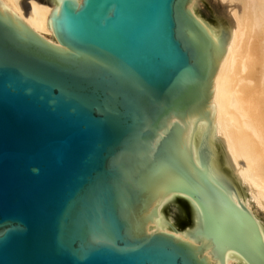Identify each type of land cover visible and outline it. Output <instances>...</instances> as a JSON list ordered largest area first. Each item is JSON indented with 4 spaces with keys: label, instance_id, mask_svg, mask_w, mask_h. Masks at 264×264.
I'll return each instance as SVG.
<instances>
[{
    "label": "water",
    "instance_id": "water-1",
    "mask_svg": "<svg viewBox=\"0 0 264 264\" xmlns=\"http://www.w3.org/2000/svg\"><path fill=\"white\" fill-rule=\"evenodd\" d=\"M190 1L62 0L59 46L0 1V264H222V248L264 264L212 163L229 30ZM165 191L184 194L193 224L182 198L157 209Z\"/></svg>",
    "mask_w": 264,
    "mask_h": 264
},
{
    "label": "bare ground",
    "instance_id": "bare-ground-1",
    "mask_svg": "<svg viewBox=\"0 0 264 264\" xmlns=\"http://www.w3.org/2000/svg\"><path fill=\"white\" fill-rule=\"evenodd\" d=\"M0 1L37 34L59 46L53 36L51 14L62 0ZM220 1L229 4L230 39L211 81L210 106L215 105L212 163L217 173L226 175L234 184L239 201L255 220L264 243V222L258 215L259 209L264 211V83L255 80L256 77L264 80V0ZM197 2L191 0L188 4L193 16L219 31L222 24L219 21L213 24L202 16ZM257 39L259 46L255 43ZM198 132L200 120H196L192 131L191 146H195ZM173 198L188 203L184 194L165 191L157 209L164 212L163 206ZM188 205L193 224V210ZM159 226L189 243V239H183L182 230L173 228L176 226L171 219L169 224L167 217H162ZM191 246L195 248L198 242H191ZM202 257L206 261V254ZM222 264L249 263L246 256H234L232 248H222Z\"/></svg>",
    "mask_w": 264,
    "mask_h": 264
},
{
    "label": "rangeland",
    "instance_id": "rangeland-1",
    "mask_svg": "<svg viewBox=\"0 0 264 264\" xmlns=\"http://www.w3.org/2000/svg\"><path fill=\"white\" fill-rule=\"evenodd\" d=\"M24 1H27V0H24ZM24 3L26 4L27 2H24ZM197 8L202 16H204L205 18L207 17L209 22L213 24H217L219 21L222 25H224V27L227 26V30L230 27V19L228 15V10H229L228 3L221 2L220 0H198ZM250 40H252V38H250ZM255 43L259 46L260 41L257 39L255 40ZM255 80L257 81V83L258 82L264 83V80L261 79L260 77L259 78L256 77ZM251 83H253V81ZM258 215L260 219L264 222V211L259 209Z\"/></svg>",
    "mask_w": 264,
    "mask_h": 264
}]
</instances>
